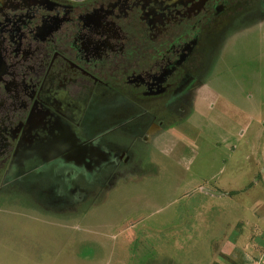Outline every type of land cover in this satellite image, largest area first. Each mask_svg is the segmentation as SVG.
<instances>
[{
    "label": "flooded vegetation",
    "instance_id": "flooded-vegetation-1",
    "mask_svg": "<svg viewBox=\"0 0 264 264\" xmlns=\"http://www.w3.org/2000/svg\"><path fill=\"white\" fill-rule=\"evenodd\" d=\"M254 16L264 0H0L1 187L43 179L69 203L132 163L133 142L180 120L220 39Z\"/></svg>",
    "mask_w": 264,
    "mask_h": 264
},
{
    "label": "rangeland",
    "instance_id": "rangeland-1",
    "mask_svg": "<svg viewBox=\"0 0 264 264\" xmlns=\"http://www.w3.org/2000/svg\"><path fill=\"white\" fill-rule=\"evenodd\" d=\"M247 19L180 120L133 142L132 163L69 203L43 179L0 184V264H243L242 225L264 213V16Z\"/></svg>",
    "mask_w": 264,
    "mask_h": 264
},
{
    "label": "crops",
    "instance_id": "crops-1",
    "mask_svg": "<svg viewBox=\"0 0 264 264\" xmlns=\"http://www.w3.org/2000/svg\"><path fill=\"white\" fill-rule=\"evenodd\" d=\"M260 174H262L260 177L264 186V170ZM248 224L242 225L241 229V234L244 235L243 239L247 241V244H244L246 251L243 255V264H264V213L258 212L256 214V221ZM247 226L249 227L248 230ZM246 258L252 262L250 263Z\"/></svg>",
    "mask_w": 264,
    "mask_h": 264
}]
</instances>
